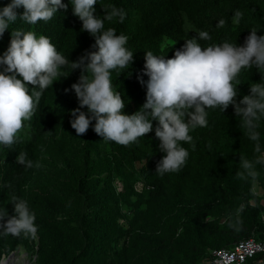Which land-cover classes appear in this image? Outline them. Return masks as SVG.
Masks as SVG:
<instances>
[{
    "label": "trees",
    "instance_id": "obj_1",
    "mask_svg": "<svg viewBox=\"0 0 264 264\" xmlns=\"http://www.w3.org/2000/svg\"><path fill=\"white\" fill-rule=\"evenodd\" d=\"M10 2L0 0V8ZM62 3L67 11L58 10L48 22L29 25L18 19L11 24L0 38V55L12 30L50 38L70 62L95 51V38L81 31L71 0ZM108 5L123 9L125 19L105 21V29L127 35L126 47L134 53L128 70L111 73L128 115L146 102L145 53L172 58L199 31L211 37L198 40L203 47L243 46L252 29L264 35V0H97L95 15L103 19ZM236 11L242 13L239 23ZM62 71L67 75V69ZM79 76L77 69L54 82L42 93L18 141L11 148L0 145V207L13 216L9 201L25 200L37 226L34 236L0 229V261L21 249L29 264H212L213 251L249 239L264 244V194L254 190L257 186L264 193V164L255 163L264 154V117L259 140L252 141L232 106L225 112L206 109L207 126L189 133L194 147L182 145L189 152L185 165L159 175L155 168L165 153L155 137L156 121L152 132L127 146L103 140L92 127L77 136L69 113L79 107L71 90ZM238 79L237 101L253 83H264V71L242 69ZM21 152L32 167L16 162ZM242 157L254 163L255 179L239 175ZM260 263L264 252L245 262Z\"/></svg>",
    "mask_w": 264,
    "mask_h": 264
},
{
    "label": "clouds",
    "instance_id": "obj_2",
    "mask_svg": "<svg viewBox=\"0 0 264 264\" xmlns=\"http://www.w3.org/2000/svg\"><path fill=\"white\" fill-rule=\"evenodd\" d=\"M96 4L97 0H71L73 15L82 22L81 31L95 38L96 49L76 61L70 62L44 35L38 36L31 30L11 31L9 46L0 55V145L11 148L18 141L25 122L34 116L42 93L77 69L80 76L71 90L79 107L69 113L73 117L71 128L77 136L85 135L92 127L103 140L127 146L152 132V122L156 121L155 137L160 141V151L165 153L155 168L159 175L177 172L185 165L189 152L182 145L194 147L189 133L207 126L206 109L219 107L225 112L232 106L234 114L242 118L241 126L249 139L259 140L257 129L264 117V83H253L249 94L238 101L237 96L242 69L255 67L264 71V35L252 29L243 46L224 42L203 47L198 40L211 37L207 31H199L195 37L184 40L172 58L166 59L165 55H154L151 51L145 53L146 102L128 115L123 112L126 103L114 89L111 73L128 70L134 62V53L126 47L127 35L117 34L112 27L105 29V21L123 23L125 13L115 5H108L103 9L102 19L95 15ZM20 8L22 13L17 11ZM67 8L62 0H11L0 8V38L18 19L35 25L38 21L48 22L58 10L67 11ZM241 17L242 13L236 11V23ZM223 23L221 20L220 24ZM63 69L68 70L67 75ZM84 108L86 112L81 110ZM260 151L257 143L255 152ZM26 157V152H21L16 162L32 167L33 162ZM255 163L264 164V154ZM241 166L244 169L239 173L241 177L246 174L255 179L258 175L252 161L242 157ZM9 202L14 206L15 215L8 216L6 208L0 207V229L14 236L21 233L34 236L35 214L28 203L15 197Z\"/></svg>",
    "mask_w": 264,
    "mask_h": 264
},
{
    "label": "built area",
    "instance_id": "obj_3",
    "mask_svg": "<svg viewBox=\"0 0 264 264\" xmlns=\"http://www.w3.org/2000/svg\"><path fill=\"white\" fill-rule=\"evenodd\" d=\"M264 252V244L254 239L238 243L232 249L213 251L212 264H245L246 260Z\"/></svg>",
    "mask_w": 264,
    "mask_h": 264
},
{
    "label": "rangeland",
    "instance_id": "obj_4",
    "mask_svg": "<svg viewBox=\"0 0 264 264\" xmlns=\"http://www.w3.org/2000/svg\"><path fill=\"white\" fill-rule=\"evenodd\" d=\"M254 190L257 194L261 196L264 194L257 186H254ZM263 203H264V200H263ZM1 261L3 262L10 261L9 264H29L28 257L21 249L18 250L16 253H14L10 259L7 260V257H6V258H3Z\"/></svg>",
    "mask_w": 264,
    "mask_h": 264
},
{
    "label": "water",
    "instance_id": "obj_5",
    "mask_svg": "<svg viewBox=\"0 0 264 264\" xmlns=\"http://www.w3.org/2000/svg\"><path fill=\"white\" fill-rule=\"evenodd\" d=\"M14 253H11L8 257H7V260L8 259H10L11 257H12V255H13ZM6 262H8V261H0V264H5ZM262 264H264V263H262Z\"/></svg>",
    "mask_w": 264,
    "mask_h": 264
},
{
    "label": "bare ground",
    "instance_id": "obj_6",
    "mask_svg": "<svg viewBox=\"0 0 264 264\" xmlns=\"http://www.w3.org/2000/svg\"><path fill=\"white\" fill-rule=\"evenodd\" d=\"M10 261L6 262L5 264H9ZM13 262V261H12Z\"/></svg>",
    "mask_w": 264,
    "mask_h": 264
}]
</instances>
